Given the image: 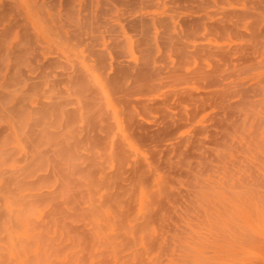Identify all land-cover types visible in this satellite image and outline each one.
<instances>
[{
	"label": "rangeland",
	"instance_id": "374dc122",
	"mask_svg": "<svg viewBox=\"0 0 264 264\" xmlns=\"http://www.w3.org/2000/svg\"><path fill=\"white\" fill-rule=\"evenodd\" d=\"M0 59L49 102V166L34 184L49 177L58 192L29 231L0 217V264H120L138 252L156 264L159 218L206 186L208 158L264 138V0H0Z\"/></svg>",
	"mask_w": 264,
	"mask_h": 264
},
{
	"label": "bare ground",
	"instance_id": "6f19581e",
	"mask_svg": "<svg viewBox=\"0 0 264 264\" xmlns=\"http://www.w3.org/2000/svg\"><path fill=\"white\" fill-rule=\"evenodd\" d=\"M0 62H4V60L2 59V61H0ZM18 63H19V61H18ZM9 64H12V63L9 62ZM24 64H26V63H24ZM30 64H31V62H30ZM18 65H21V64L19 63ZM4 66H5L4 64H3V66H1V64H0L1 68H4ZM10 66H7V64H6V69H4V70L0 69V217L5 216V215H8V216L13 215L16 221H21V222L27 223L28 225L25 227V230L29 231V230H31V227H30L31 222L26 221V220H31L29 218L32 216H35L37 214L40 216L43 215L44 209H46L47 210L46 212L49 213V211H50L49 207L47 209V204L51 202L49 197L56 200L57 199L56 197L58 196V195H56V193H58V192H56L57 189L55 190L56 193H54V195H56V196L53 195V197L46 190V188H48L47 187L48 183H45V181L49 177L44 178L45 180L42 177L41 179H43L44 182H41L39 185H35L37 182L35 178H38L36 176V171H38V170L41 171L44 168L47 170L48 166H49L48 160L50 158H48V155H47L48 154L47 150L49 149L48 145H50V142L48 141V136H49L48 131L49 130H47L48 129V123H49L48 122L49 120L47 119L49 111L47 112V110H49V109H47V110L45 109V107L49 108V107H47L49 105V102L42 101L41 97L38 94H37L38 96L37 95L35 96L34 94H32V93H34V91L32 89L34 86H32V84H38V83H36V81H35V83H32V84L29 83L30 81L34 82L33 80H36L34 77L32 80H31L32 77H28V76L26 79L21 78L22 72H20L21 70H19L20 67H18V71H16L17 70L16 65L14 66L15 67L14 69H12L13 64L11 66L12 68ZM31 70H33V69H31ZM16 72H18L21 76L19 74H17ZM30 73L32 74V72H30ZM35 77H37V75ZM77 86H79V85H77ZM30 90L32 92H29ZM35 92H37V91H35ZM28 93L32 94L31 98H30L31 95L28 96ZM44 100L46 101L47 98ZM40 105H42V106L38 109V106H40ZM31 112H32V114H31ZM37 112H38V114H37ZM36 121L40 122V123H38L39 125L36 123ZM33 124H36L35 128L38 125V129L32 128V126L34 127ZM30 127H31V129H34V130L31 131V129H29ZM51 127H52V125H51ZM219 128H221V127H219ZM71 129L74 130V128H71ZM51 135H53V134H51ZM218 139H220V138H218ZM218 139H216L217 141L214 140L215 142H213V145L216 147L219 146V145H216L217 143H219ZM224 139L226 140L225 137H224ZM210 140H208V141H210ZM227 140L229 141V139H227ZM212 141H213V139H212ZM221 141L222 140H220V142ZM60 143L63 144V141L60 140ZM60 143H58V144H60ZM55 144L56 143H54V145ZM210 144H208V145H210ZM55 147H56V145H55ZM60 147H63V146L61 145ZM57 148H59V147H57ZM65 148H67V146L64 147L63 149L66 150ZM61 149L62 148L57 149V151L60 152L62 155L65 151L62 152ZM224 149H226V148L224 147ZM207 152L208 153H207L206 157L208 158L209 155H211L212 153H209V151H207ZM72 153H74V152H72ZM61 155H60V158H61ZM74 155L72 158H74ZM63 156L64 155H62V157ZM69 156H71V155H69ZM211 156L212 157L210 159L208 158V160H209L208 164L205 165V168L203 167V171L204 172H205V170L207 171V184H206V186L205 187H198L197 186L198 188H196L193 191H191L189 189L191 192H193L192 197H191V194L189 193L191 199H188L186 197L185 199L186 200L188 199L187 202L182 201V202L177 203L175 201L177 204L172 206L173 209H172L171 213L167 212V211H169V209H171L169 207H167V208H169V209H167V211L165 209V212H162L161 216L162 215L163 216H162V218L161 217L159 218V220H161V221L158 222L160 225V229H159L160 234H159V243H156V244L158 246L157 248L159 251V257L158 258L156 257L158 259V260L156 259V261H157V262H155L156 264H264V138L246 139V137H244V139L233 141L231 144H229V147H228L226 153H221L218 155H214V156L211 155ZM77 157L78 158H76V156H75L76 159H79V155ZM51 158H53V157H51ZM66 159L64 156L63 161L66 162ZM203 159H205V158H203ZM203 159H201V160H203ZM52 160H54V159H52ZM70 163H71V161H70ZM202 163H204V162H202ZM202 163L200 162L201 165H202ZM56 164H57V162H56ZM66 164L69 165L68 161ZM70 165L73 166V163H71ZM55 166H57V165H55ZM72 166H70V168ZM206 166H207V168H206ZM72 168L74 169L73 171H75L76 167L73 166ZM200 170L201 169L199 168V171ZM64 171H65L64 173L66 175L67 174L66 170H64ZM76 171H78V170H76ZM76 171H75V174H77ZM203 171L201 170L202 174L204 173ZM33 172H35V173H33ZM71 172L72 171H70V175H72ZM42 173L45 174L46 172L41 171V174H38L39 177H40V175H42ZM60 173H62V172H60ZM34 175H35V178H34ZM65 175H64V177L66 178ZM44 176H46V174ZM47 176H49V175H47ZM31 178L33 181L30 180ZM65 178H63V180H65ZM70 180H72V179H70ZM34 181H36L35 184H34ZM61 181H62V179H61ZM38 182H40V178H39ZM68 182H67L68 183L67 185L69 186L71 181H69V179H68ZM72 182H74V180ZM188 182H190V181H188ZM197 182H200L202 184L201 180L199 181L197 179ZM64 184H66V182ZM191 184H193V183H191ZM59 186H60V184H59ZM68 186L66 187L67 194H69ZM70 186H72V185H70ZM194 186H196V185H194ZM194 186L191 188H195ZM59 188L60 187H58V189ZM64 189L62 191V187H61L60 192L62 191L64 193ZM73 189L74 188H72V190ZM70 190H71V188H70ZM61 195H63V194L61 193ZM186 195H188V194H186ZM68 196L66 195V197H68ZM71 196H72V194H71ZM111 196L113 197V195H111ZM62 198H64V197H62ZM48 199H49V201H48ZM104 199H106V198L104 197ZM95 200L96 199H94V201ZM107 201H109V200H107ZM104 202H106V201H104ZM162 202L165 204V202H167V200L165 202L164 201H162ZM74 203H75V201H74ZM52 204H53V202H52ZM52 204H50V205H52ZM116 204H117V202H116ZM57 205H58V203H57ZM70 205H71V203H70ZM75 205L76 204H74V206ZM74 206H72V207H74ZM51 208H54V207L51 206ZM73 209L75 210V208H72L71 211H74ZM159 209H160V207L158 206V210H157L158 212H159ZM57 210L52 209V212L53 211L56 212ZM113 211H115V210H113ZM44 212H45V210H44ZM57 212H59V214H61L60 211H57ZM94 213H95V211H94ZM53 214L55 216V213H53ZM59 214H56V215L59 216ZM73 215L71 214V216H73ZM159 215H160V213H159ZM43 216H41V218ZM46 216H48V215L45 213L44 217H46ZM63 216L65 217L67 215L62 214V217L60 215V218L64 219ZM75 216L77 217V213L73 217H75ZM96 216H99L98 218L100 219V215H96ZM121 217H122V215H121ZM157 217H159V216H157ZM60 218H57V219H60ZM70 218H72V217H70ZM86 218L89 220V218L85 216V219ZM0 220H1V218H0ZM74 220L76 221L75 218H74ZM156 220H157V218H156ZM72 222H73V220H72ZM57 223H59V222H57ZM153 223H155V221ZM49 224H51V223H49ZM116 224H117V226H119V223L116 222ZM18 228H19V226H18ZM94 229H96V227ZM105 229H106V227H105ZM141 229H144V228L141 227ZM32 230H35V228H32ZM114 230L116 231V229H114ZM72 231H70V232L73 233ZM135 231H139V230L137 229ZM3 232L5 233V231H3ZM75 233H76V231H75ZM67 234L69 235L70 233H67ZM67 234L65 235V237L67 236ZM97 235H98V233H97ZM156 235H158V234H156ZM39 237H40V235H39ZM75 237H73V238H75ZM78 237H80V235ZM155 237L157 238V236H155ZM29 238H31V237H29ZM34 238L37 239L38 237H34ZM48 238L52 239L51 237H48ZM105 238H108V237L105 236L104 239ZM135 238H136V236L134 237V239ZM142 238H144V237H142ZM60 239H62V238H60ZM70 240H69V242H70ZM141 240H143V239H141ZM64 241H65V239H64ZM17 242L20 245V240H17ZM22 243H24V242H22ZM126 243H125V246H126ZM14 244L16 245V243H14ZM26 244H27V242H26ZM28 244H29V246H30V244L32 246V243L28 242ZM75 244L74 245L69 244L68 246L70 247V245H71L72 247H74V246H76ZM82 244L83 243H81V245ZM144 244L147 246L146 243H144ZM15 245H13L14 248H15ZM52 245L55 246V244H52ZM106 245H108V244H106ZM63 246L64 245H62V247ZM98 246H100V245H98ZM121 246H123V245H121ZM128 246H129V244H128ZM131 246H133V245H131ZM149 246H152V244ZM44 247H46V246H44ZM64 247L66 248V246H64ZM69 247H67V248L69 249ZM123 247H121L120 250L123 251ZM16 248H17V246H16ZM48 248H49V246H48ZM58 248H60V245ZM24 249H27V247ZM68 249H66V250H68ZM52 250L54 251V248H52ZM57 250L59 251V249H57ZM120 250L115 252L117 256H119L118 253H120L119 252ZM25 251L27 252V251H29V249H27ZM80 251H81V249H80ZM134 251H135V249H134ZM57 252H55V253H57ZM129 252L130 253H128L125 256V258L126 257L128 258V256L130 257L131 251H129ZM149 252H152V250L150 251V249H149ZM45 253H46V250H45ZM62 253H63V251H62ZM67 253L68 252H66V255H67ZM42 254L43 253H41V255ZM58 254L59 253H57V256H58ZM109 254H110V252H109ZM147 254H149V253H147ZM52 255H53V253H52ZM52 255H51V257H52ZM134 255H136L139 258L140 254L138 252L137 254L134 253ZM57 256H55V257H57ZM68 256H69V254H68ZM76 256H78V254H76ZM136 256L132 257L134 262L136 261V259H135ZM28 257H29V255L27 254V258L24 261H26L27 259L31 260ZM70 257L71 256H69V258ZM120 257L123 258V256H120ZM1 258L2 257H0V259ZM52 258H54V257H52ZM41 259H39V260H41ZM118 259H119V262H121L120 264H126L127 262L129 264V260H132V259H129V260L125 259L128 261H124L123 259H120V258H118ZM118 259L117 258L115 259V260H117L116 262H118ZM5 260H6V257H5ZM137 260H139V259H137ZM10 261H12V260H10ZM141 261L142 260H139L136 262H137V264L144 263ZM2 262L3 261H1V263ZM51 262H53V261H51ZM54 262H53V264H55ZM136 262L134 264H136ZM38 264H39V261H38ZM144 264H146V263H144Z\"/></svg>",
	"mask_w": 264,
	"mask_h": 264
}]
</instances>
